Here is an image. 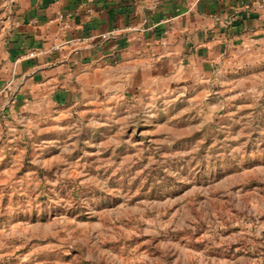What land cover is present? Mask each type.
I'll list each match as a JSON object with an SVG mask.
<instances>
[{
  "label": "rangeland",
  "instance_id": "374dc122",
  "mask_svg": "<svg viewBox=\"0 0 264 264\" xmlns=\"http://www.w3.org/2000/svg\"><path fill=\"white\" fill-rule=\"evenodd\" d=\"M0 131V264H264V98L135 99Z\"/></svg>",
  "mask_w": 264,
  "mask_h": 264
},
{
  "label": "crops",
  "instance_id": "0c3cea01",
  "mask_svg": "<svg viewBox=\"0 0 264 264\" xmlns=\"http://www.w3.org/2000/svg\"><path fill=\"white\" fill-rule=\"evenodd\" d=\"M184 98H264V0H0V131L49 106Z\"/></svg>",
  "mask_w": 264,
  "mask_h": 264
},
{
  "label": "built area",
  "instance_id": "2783aa9c",
  "mask_svg": "<svg viewBox=\"0 0 264 264\" xmlns=\"http://www.w3.org/2000/svg\"><path fill=\"white\" fill-rule=\"evenodd\" d=\"M60 46H56V49L59 48Z\"/></svg>",
  "mask_w": 264,
  "mask_h": 264
}]
</instances>
